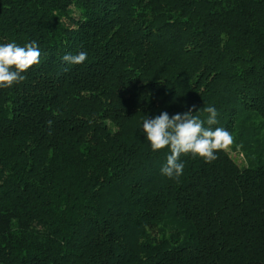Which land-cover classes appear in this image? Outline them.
<instances>
[{
    "label": "trees",
    "instance_id": "trees-1",
    "mask_svg": "<svg viewBox=\"0 0 264 264\" xmlns=\"http://www.w3.org/2000/svg\"><path fill=\"white\" fill-rule=\"evenodd\" d=\"M33 41L0 88V264H264V0H0V44ZM209 106L241 162L162 175L143 120Z\"/></svg>",
    "mask_w": 264,
    "mask_h": 264
},
{
    "label": "clouds",
    "instance_id": "clouds-1",
    "mask_svg": "<svg viewBox=\"0 0 264 264\" xmlns=\"http://www.w3.org/2000/svg\"><path fill=\"white\" fill-rule=\"evenodd\" d=\"M41 51L36 42L25 46H18L15 42L0 44V88H11L26 80L23 73L33 65L40 63ZM62 59L71 64H81L86 61L87 53L76 55L65 54ZM208 113L204 121L191 115V109L184 113L170 116L166 111L159 115L146 118L142 123V131L150 142L153 151L168 148L170 154L161 168L162 175L168 178H179L184 171V164L180 162L181 155L191 154L201 157L207 163L218 159L219 151H226L233 144L232 135L224 128L210 127L217 123L218 113L214 107H205ZM52 121H48L49 127Z\"/></svg>",
    "mask_w": 264,
    "mask_h": 264
},
{
    "label": "rangeland",
    "instance_id": "rangeland-1",
    "mask_svg": "<svg viewBox=\"0 0 264 264\" xmlns=\"http://www.w3.org/2000/svg\"><path fill=\"white\" fill-rule=\"evenodd\" d=\"M227 150L232 154V156H234V158H236L239 162H241V160H242L241 155H239L238 153H236L234 151H231L230 148H228Z\"/></svg>",
    "mask_w": 264,
    "mask_h": 264
}]
</instances>
